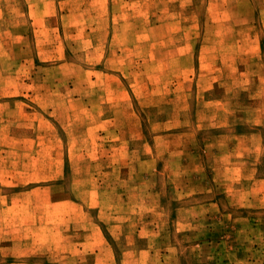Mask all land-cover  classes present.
I'll return each instance as SVG.
<instances>
[{"label":"rangeland","instance_id":"rangeland-1","mask_svg":"<svg viewBox=\"0 0 264 264\" xmlns=\"http://www.w3.org/2000/svg\"><path fill=\"white\" fill-rule=\"evenodd\" d=\"M262 176L264 0H0V264H264Z\"/></svg>","mask_w":264,"mask_h":264},{"label":"crops","instance_id":"crops-1","mask_svg":"<svg viewBox=\"0 0 264 264\" xmlns=\"http://www.w3.org/2000/svg\"><path fill=\"white\" fill-rule=\"evenodd\" d=\"M105 76H107V77H112L111 76V74L110 73H108V72H102ZM113 78V77H112ZM103 88L105 89V88H110V84L109 83H106V81H105V83H104V86H103ZM122 91V90H121ZM39 130V129H38ZM37 130V131H38ZM39 132V131H38ZM10 134V132H8V135ZM37 137H40V134H37L36 135ZM242 136H244V135H241V136H237V137H242ZM40 142H38L37 143V145L39 144ZM23 146H21L20 148H22ZM35 151H37V150H35ZM233 156H236V155H233ZM34 157V156H33ZM35 159H37L36 161H34V163L36 164V162L39 160V157H35ZM239 159V158H238ZM238 161V162H237ZM236 162L237 163H242L241 162V160L239 161V160H235V162H233L232 163V166H234V165H236ZM34 164V165H35ZM39 164V166L41 165L40 163H38ZM50 167H52V164L50 165ZM258 182H262V183H264V176H262V177H260V178H258ZM263 195H264V192H263Z\"/></svg>","mask_w":264,"mask_h":264}]
</instances>
